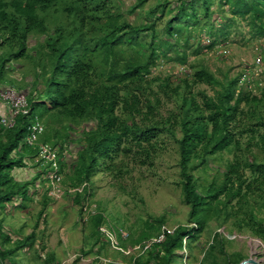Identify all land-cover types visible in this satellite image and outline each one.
I'll list each match as a JSON object with an SVG mask.
<instances>
[{
	"label": "trees",
	"instance_id": "obj_1",
	"mask_svg": "<svg viewBox=\"0 0 264 264\" xmlns=\"http://www.w3.org/2000/svg\"><path fill=\"white\" fill-rule=\"evenodd\" d=\"M148 1L138 0L129 12L135 13ZM176 1L177 9L165 27L168 38L162 40L157 23L166 15L168 0L149 8L140 24L125 17L122 0H0V87L12 85L24 91L30 109L8 127L2 119L9 110L0 103L1 211L14 201L29 200L30 186L45 173L36 172L31 182L19 181L13 174L15 169L40 166L38 147L27 142L29 128L37 120L45 127L40 141L59 150L64 185L87 184L82 192L69 194L82 214L91 200L96 174L109 176L115 187H123L125 157L152 163L158 141L168 134L179 147L180 185L191 207L189 221L195 226L166 232L164 240L153 243L147 254L132 256L134 264H179L178 251L192 248L212 216L222 224L235 218L240 231L263 240L264 218L257 210L264 207V87L256 82L260 93L256 94L248 89L251 78L243 79L246 73L220 78L205 65L191 66L184 76L167 72L153 77L161 60H171L170 49L180 51L175 62L189 63L190 38H178V25L184 23L187 30L197 26L202 19L198 4H203L202 15L207 19L200 38L208 35L209 47L221 43L215 32L221 21L215 18L214 0ZM218 1L220 12L228 9L232 14L230 21L249 17L253 37L264 38V0ZM203 84L213 94L195 92ZM168 103L172 106L164 115ZM227 150H233L234 160L224 169L212 166V160ZM202 169L216 170L203 189L196 175ZM43 203L40 218L46 213L48 198ZM91 220L94 245L102 243L96 252L99 256L106 249L102 238L108 241L100 227L116 229L99 209ZM157 221L150 227L159 233L166 219L162 216ZM153 232H144L139 241L151 240ZM117 236L124 240L122 234ZM215 240L201 264L215 257L216 245L225 243L223 234ZM36 241L35 231L14 238L0 218V264H21L18 254L34 248ZM239 258L213 261L240 264L247 259ZM46 261L54 263L55 256L49 254Z\"/></svg>",
	"mask_w": 264,
	"mask_h": 264
},
{
	"label": "rangeland",
	"instance_id": "obj_2",
	"mask_svg": "<svg viewBox=\"0 0 264 264\" xmlns=\"http://www.w3.org/2000/svg\"><path fill=\"white\" fill-rule=\"evenodd\" d=\"M159 1L163 0H149L132 14L129 9L138 0H122L123 9L126 12L125 17L133 24H140L146 20V11L157 5ZM168 1L166 15L157 23L158 35L162 40L168 38L165 27L179 4L176 0ZM219 4L218 0H214L213 10L218 13L215 18L221 21V26L215 31L217 32L216 38L221 42L220 45L209 47L208 35L200 38L198 33L205 28L207 19L202 15L203 4H198L202 19L197 23V26L187 30V27L182 25L184 23L178 25V38L182 41L190 38L189 63L187 65L178 64L173 58L180 57V51L167 50L171 55L169 57L171 60H167V58L161 60L153 77L162 76L167 72L179 73L184 76L185 70L191 66L205 65L220 78L226 75L234 77L247 73L252 81L248 89L260 94L256 82L259 86L264 87V53L262 63L257 64L256 61L258 50L261 44H264V38L253 37L254 32L250 26L249 17L233 18L230 21L229 18H232V14L228 9L226 11L222 9L220 12ZM225 35L228 37L225 42H222ZM34 43L35 41H32V44ZM200 45H202L201 52L195 54V50ZM164 48L166 50V46ZM13 83L16 84V82ZM11 86L9 87L12 88L13 86ZM3 88L5 86L0 87V90ZM155 88L159 90L157 86ZM199 90H206L209 94H213L211 88L204 84L195 87V92ZM2 106L5 107V103ZM171 106L172 103H168L163 107L164 115L167 114V110ZM246 138L244 136L243 140L246 141ZM72 150L76 151L74 145ZM233 160V150H227L213 159L211 164L224 169ZM151 161L152 163L145 164L143 159L132 161L130 156L125 157L128 167L124 171L123 187H115L112 184L113 180L102 173L96 174L93 178L89 206H95L96 211L99 209L105 213L109 224L116 229V235L122 234L123 236L125 234L126 236L129 234L127 239H119L122 248L127 253L113 248L105 238H102V241L106 243V249L102 255L98 256L96 252L102 243L94 245L96 238L93 236L91 212L82 214L80 206L72 202L71 195L66 194L61 199H52L48 195L46 178L42 176L36 181V185L33 183L30 186L31 198L29 200L25 203L22 200L14 201L7 206V209L0 210V218L4 220L5 230L11 233L14 238L17 239L18 235L28 236L33 231L36 232L37 241L34 248L22 249L17 256L21 260V264H49L46 257L51 253L55 256V262L50 264H134L132 256H134L133 258L139 257L147 254L151 249L145 250L143 253L146 245L144 242L147 240L139 241V239L144 232H153L150 224L157 225L158 217L163 216L166 223L161 227L159 233L157 230L152 233L154 238L162 234L164 227L175 230L179 226H195L189 221L191 207L184 201L180 185V154L175 139L168 134L162 135L161 140L158 141L157 152ZM32 167L31 170L15 169L13 174L19 181L31 182L35 172L40 169L39 165L32 164ZM215 172L216 170L212 169H202L196 172L201 189L212 181ZM45 198H48L49 204L46 213L40 218L38 214L43 207ZM257 214L264 218V207L259 206ZM219 234H223L225 243L221 244L222 246L216 245L213 254L215 257H207L202 264H214L213 260L215 259L224 263L227 258L233 262L240 261L242 258H239V255L247 257V259L264 260V252L260 251L249 238H246L253 235L246 230L240 231L235 218L222 224L212 216L199 239L193 243L192 248L187 246L178 251L181 256L179 264H201L206 250L216 242L215 238ZM139 245H142V249L133 250ZM90 250H94V253L85 254ZM130 250L133 252L128 253ZM117 252H122L124 255Z\"/></svg>",
	"mask_w": 264,
	"mask_h": 264
},
{
	"label": "built area",
	"instance_id": "obj_3",
	"mask_svg": "<svg viewBox=\"0 0 264 264\" xmlns=\"http://www.w3.org/2000/svg\"><path fill=\"white\" fill-rule=\"evenodd\" d=\"M259 53L257 57V64H261L263 60V53H264V44H261L259 48ZM226 52V51H225ZM249 77L247 73L244 75L243 79ZM0 98L3 103L7 106L9 110V114L4 116L2 119V123L8 127H12L15 124L16 117L20 114H29V103L27 95L24 92L17 91L10 87H5L0 90ZM45 132L44 124L41 121L34 122L29 128V135L27 137V142L30 145L37 146L39 154L36 158V161L40 163L39 171L44 170V177L46 178V187L48 190L49 195L54 199H61L66 194L74 195L77 192H82L84 187L87 185L86 183L83 184L81 187H66L64 185L63 179L64 174L61 170L60 164V155L59 150L56 147H53L49 143H42L40 138L42 134ZM90 202V201H89ZM89 202L85 203L84 212H91L90 214H95L97 211L95 210V206H89ZM100 232L108 239L109 244L124 253H127L124 250L119 240L117 239L116 231L110 228L107 225H103L100 227ZM166 232H173V230L167 229L166 227L163 228L162 234L152 238L144 242L145 247L144 251L152 246L153 243H159L164 240ZM123 233V232H122ZM124 234V233H123ZM129 234L122 236L124 239H127ZM249 238L251 242H253L257 248L264 252V241L256 236L246 237ZM142 249V245L137 246L133 250ZM133 250H130L131 253ZM143 251V252H144ZM261 260V264H264L263 259Z\"/></svg>",
	"mask_w": 264,
	"mask_h": 264
},
{
	"label": "water",
	"instance_id": "obj_4",
	"mask_svg": "<svg viewBox=\"0 0 264 264\" xmlns=\"http://www.w3.org/2000/svg\"><path fill=\"white\" fill-rule=\"evenodd\" d=\"M240 264H261V262L253 258H248L242 261Z\"/></svg>",
	"mask_w": 264,
	"mask_h": 264
},
{
	"label": "crops",
	"instance_id": "obj_5",
	"mask_svg": "<svg viewBox=\"0 0 264 264\" xmlns=\"http://www.w3.org/2000/svg\"><path fill=\"white\" fill-rule=\"evenodd\" d=\"M5 107H6V106H5ZM26 169H27V170H31V169H33V167H32V166H31V167L29 166V167H26L25 170H26ZM20 170H21V169H20ZM35 174H36V172H35Z\"/></svg>",
	"mask_w": 264,
	"mask_h": 264
}]
</instances>
